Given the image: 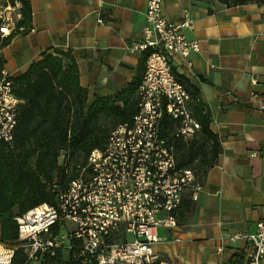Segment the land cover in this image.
<instances>
[{"label":"crops","instance_id":"1","mask_svg":"<svg viewBox=\"0 0 264 264\" xmlns=\"http://www.w3.org/2000/svg\"><path fill=\"white\" fill-rule=\"evenodd\" d=\"M31 24L0 49L3 66L19 76L43 51H69L87 100L122 89L143 73L146 0H29ZM164 15L187 18L182 31L198 42L190 68L180 67L211 113L221 138L202 187L186 189L174 211L177 227H158L152 245L160 264H230L248 243L233 232H255L264 205V4L226 6L218 0H163ZM175 72L180 69L173 63ZM11 248L0 243V252ZM264 264V256L260 260Z\"/></svg>","mask_w":264,"mask_h":264},{"label":"built area","instance_id":"2","mask_svg":"<svg viewBox=\"0 0 264 264\" xmlns=\"http://www.w3.org/2000/svg\"><path fill=\"white\" fill-rule=\"evenodd\" d=\"M162 1L146 0L142 39L130 45V50L147 51L131 121L118 123L103 147L90 151L76 176L58 191L56 204L43 202L14 217L26 262L35 264L66 249L72 264H160L152 249L159 240L156 229L177 227L173 213L182 194L201 189L192 169L177 166L162 131L165 115L179 120L177 135L189 137L199 128L188 107L189 93L177 77L184 73L180 67H191L198 42L184 35L185 16L174 21L164 15ZM19 17L18 2L0 3V35L11 33ZM14 77L0 68V140L7 143L23 102L13 91ZM228 238L247 242L246 264H260L264 205L255 232L237 231ZM12 255L13 248L4 249L0 264H11Z\"/></svg>","mask_w":264,"mask_h":264},{"label":"trees","instance_id":"3","mask_svg":"<svg viewBox=\"0 0 264 264\" xmlns=\"http://www.w3.org/2000/svg\"><path fill=\"white\" fill-rule=\"evenodd\" d=\"M226 6L244 3L264 4V0H218ZM19 3L20 17L14 30L0 35V49L31 24L29 0H0ZM144 51L140 62H144ZM0 53V68L3 66ZM141 74L122 89L87 100L79 84L76 62L69 51H43L27 70L14 77L13 91L23 102L18 108L11 143L0 140V243L13 248L11 264H30L17 245L18 228L14 217L40 203L56 204L58 191L64 189L86 163L91 150L102 148L110 130L118 123L130 122L136 112L137 87ZM178 80L189 93L188 107L199 123L189 137L175 134L179 120L165 115L162 131L174 148L176 164L190 168L202 183L208 168L216 162L221 138L209 123L211 113L203 105L199 91L182 75ZM55 182L57 187L52 189ZM244 252L236 251L230 264H245ZM72 264L63 252L41 257L36 264Z\"/></svg>","mask_w":264,"mask_h":264},{"label":"rangeland","instance_id":"4","mask_svg":"<svg viewBox=\"0 0 264 264\" xmlns=\"http://www.w3.org/2000/svg\"><path fill=\"white\" fill-rule=\"evenodd\" d=\"M63 256H64V258H65L66 260L68 259V257H69V252H68V250H66V249L63 250ZM35 264H36V263H35ZM55 264H63V263L56 262Z\"/></svg>","mask_w":264,"mask_h":264}]
</instances>
